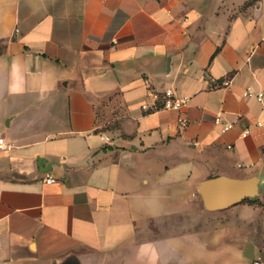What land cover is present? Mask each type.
I'll use <instances>...</instances> for the list:
<instances>
[{
    "label": "crops",
    "instance_id": "obj_1",
    "mask_svg": "<svg viewBox=\"0 0 264 264\" xmlns=\"http://www.w3.org/2000/svg\"><path fill=\"white\" fill-rule=\"evenodd\" d=\"M257 121L264 0H0V264H264Z\"/></svg>",
    "mask_w": 264,
    "mask_h": 264
},
{
    "label": "water",
    "instance_id": "obj_2",
    "mask_svg": "<svg viewBox=\"0 0 264 264\" xmlns=\"http://www.w3.org/2000/svg\"><path fill=\"white\" fill-rule=\"evenodd\" d=\"M258 177L246 180H231L223 177L208 179L199 186L204 205L207 209H221L252 198L258 192ZM249 251V250H247ZM247 251L244 257L249 259Z\"/></svg>",
    "mask_w": 264,
    "mask_h": 264
},
{
    "label": "built area",
    "instance_id": "obj_3",
    "mask_svg": "<svg viewBox=\"0 0 264 264\" xmlns=\"http://www.w3.org/2000/svg\"><path fill=\"white\" fill-rule=\"evenodd\" d=\"M223 86H227L228 82L225 81L222 83ZM152 100L154 101L153 105H148V103H143L142 109H153V110H170L175 111L178 113V125L182 128H184L187 125V120L184 116L183 109L187 106L188 99L185 97H177L175 96L170 90H165L162 93H158L156 91H152L150 93ZM249 94L245 92L243 94L244 97H247ZM256 99L258 102H262L263 100V94L259 93L256 95ZM216 123L219 122V119L217 118ZM264 123L262 121H257L256 126L261 127ZM231 128L230 124H224L223 125V131H226ZM248 134V130H245L242 133V136H246ZM11 150V145L5 143L3 139H0V151L9 152ZM43 181L45 184H52L55 182V179L49 175L45 174ZM252 264H260L259 259H253Z\"/></svg>",
    "mask_w": 264,
    "mask_h": 264
},
{
    "label": "rangeland",
    "instance_id": "obj_4",
    "mask_svg": "<svg viewBox=\"0 0 264 264\" xmlns=\"http://www.w3.org/2000/svg\"><path fill=\"white\" fill-rule=\"evenodd\" d=\"M249 214H250V211L246 209L244 212V216H248Z\"/></svg>",
    "mask_w": 264,
    "mask_h": 264
}]
</instances>
